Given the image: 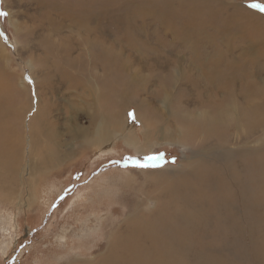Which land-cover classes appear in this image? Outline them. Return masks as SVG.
<instances>
[{"label":"rangeland","instance_id":"rangeland-1","mask_svg":"<svg viewBox=\"0 0 264 264\" xmlns=\"http://www.w3.org/2000/svg\"><path fill=\"white\" fill-rule=\"evenodd\" d=\"M260 5L264 0H0V11L7 13L0 16V82L16 94L22 93V100L30 104L23 122L12 123L19 126V137L14 135L8 143L15 145L22 139L19 147L24 157L14 166L19 170L10 175L0 168V264H93L110 256L113 240L124 231L133 212L144 219L165 216L161 207L164 188L192 155L200 157L198 142L160 144L156 134L157 143L150 141V150L138 155L117 137L103 145L97 144V138L89 145L81 144L79 126L86 131L96 104L107 115L117 114L124 102L134 99L148 103V110L158 111L153 113L157 120L150 122L149 133L172 126L176 114L206 110L189 104V99L202 101L206 96L189 82L202 78L210 60L228 55L222 51L226 47L234 54L244 46L257 49L256 54L242 59L260 60L264 53V9ZM262 72L264 77V64ZM63 74H69L70 80L75 75L78 80L84 78L86 84L65 90ZM164 89L171 95L165 107ZM102 93L115 95L105 98ZM42 107L49 111L46 118L53 124L43 125L58 134L51 141L55 152L67 153L69 147L71 151L64 162L33 178L34 202L27 206L24 185L30 178L27 148L31 145L26 129ZM134 107L123 110L122 117L126 127L142 137L145 130L135 120ZM229 117H235V112H229ZM234 132L244 140L229 144L240 146L229 159L205 156L196 162L201 176L214 177L205 189L218 195V201L221 197L222 209L216 217L204 215V219L193 221V226H183L180 230L189 246L183 249L178 245L181 251L174 252L168 262L264 264V224L256 223L242 210L237 186L251 194L254 186L258 193L259 181L264 184V126L247 133L236 125ZM228 162H234L233 170L226 167ZM176 183L173 186H180L179 180ZM228 189L231 199L225 200L222 196ZM137 202L141 204L135 208ZM261 205L259 221L264 219ZM177 209L181 212L179 206ZM148 249L145 245L146 252Z\"/></svg>","mask_w":264,"mask_h":264},{"label":"bare ground","instance_id":"bare-ground-1","mask_svg":"<svg viewBox=\"0 0 264 264\" xmlns=\"http://www.w3.org/2000/svg\"><path fill=\"white\" fill-rule=\"evenodd\" d=\"M48 9H49L48 11H50V8ZM54 9L56 10L55 7ZM63 10L70 12L68 9H63ZM63 10L60 9V11H63ZM49 15L51 14L49 13ZM248 47L249 46L241 47V50L237 54H234L231 48L226 47V50L223 49L222 51L225 54L226 52H229L227 53L228 55H223L221 52L222 57H220L218 60L213 58L212 60L209 61L210 66L209 68L207 67V70H205L204 75L201 76L202 78L199 79L198 81L189 82V85L192 88L197 89L198 87H200L203 93L206 94V96L204 97L202 101H198L195 99H189V104H193L196 107L197 105H200L202 107H205L206 110L203 109L197 112L198 109L197 110L192 109L193 110L192 114H189V113L188 114H183V113L176 114L175 115L176 117L173 119L175 120V123L169 127H167L168 125L165 126L167 127V129L164 128L162 130L159 127L155 126L158 129L157 133L148 132L150 130L149 129L150 122L154 123L155 122L154 119L157 120L156 119L157 117L153 113L158 114V111L155 112L152 109L148 110L149 104L143 103L142 102L143 99L141 100V102L143 103V106L141 105L142 103L137 101V99L131 100V103H128V104H126L127 102L126 101L123 103V105L120 106L117 114L110 113L109 115L103 112L105 111V109L102 108L100 104H96L97 106H96V109L93 111V117L91 119H87V121L89 122V125L86 126V131H83V127L79 126L80 135L78 136V138L81 139V144L89 145L91 142L96 140L95 138H97L96 140L97 144L103 145L104 143L108 142L110 139L117 137L123 141V143L125 144V146H127V148L132 149L133 151L138 153V155H141L143 154L144 151L150 150V146L152 143L150 141H154L155 140L154 137L157 139L156 134H158V136H160L158 138L159 142H161L160 144L165 143V144L170 145V144H175V143L180 144L183 142H190V143L194 142L196 144V142H198L199 144L198 146L200 150V157L198 158L196 157L198 153H195L194 155H192L191 159L183 163L182 166L183 165L184 166L183 167L181 166V169L175 172V175H176L175 179L168 181L166 187L164 188V195L162 196L163 206L161 205L160 206L162 207V210H163L162 212H164L165 210V216L155 217L152 215V217L149 216V218L144 219V218L139 217V214L136 211L133 212V214L129 216V218H131L129 219L130 222L126 223V225L124 226L125 227L124 231L121 234L117 235V237L113 240L112 247H111L112 253L110 254V256L104 257L102 258V260L97 261L96 263H93V264H177V262L175 261L168 262V259H173L174 252L177 253L181 251L178 245L181 244L183 249L188 248L189 246L187 244V239L185 237L186 235H184L183 237L180 229L183 228V226H187L188 223L192 224L194 223L193 221L196 222L202 219L204 215L216 217L218 213L217 210L222 209L221 204H219V202H221V197H220V201H218V195H214L211 192V190L205 189V187H208V184L211 183V182L209 183V178L212 179L214 177L201 176L202 170L200 171L196 170V164H197L196 162L205 156L207 157L208 156H218L217 159H219L220 157L222 160H225L227 158L229 159L230 156L232 155L231 153L235 152L240 147V146H237L236 148H232L229 146V144L232 142H235V143L237 142L238 144L241 142V140H244L241 135H238L234 132L236 125H239V127L243 128V130H245L247 133H251L253 130L259 129L260 127L264 126V77L262 76V73H263L262 70H263V64H264V53L262 54V56L259 57L260 58L259 61L255 59L256 61L254 60L253 62H250L246 59H242L243 56L250 58L249 56L251 54H256L255 51L257 49L255 51H252ZM219 54H220V51H219ZM223 57L224 59L222 60ZM226 58L227 59L229 58V60H227ZM196 61H197V58H196ZM61 77L64 80L65 90H71V88L72 89L82 88L80 86L81 85L84 86L86 84V81L84 78H79L80 80H78L76 75L73 76L72 80H70L71 77L69 74H63L61 75ZM253 79L255 80L253 81ZM58 84L61 85L60 80H58ZM56 88L59 90L61 89V87H56ZM11 89L12 87L9 86L8 84L5 86H2V82H0V168H4L5 170H8L9 173L11 172L10 175H12V173H15L17 171L18 168L14 166L21 162L20 161L21 156H23V153L22 155L20 154L21 151L19 147L22 139L14 143L15 145H8V143L12 140V137L14 135L16 136V134H18L19 132V128H18L19 126H13L12 123L13 122L15 123V120H18L17 122H21L22 120L23 122V118H25L24 115L29 109L28 105H30L29 103H27L26 100H22L23 98L22 96H20L22 93L16 94L15 90L11 91ZM102 91H104V87ZM164 92H165V98H164L165 102L163 103V105L165 107V105L169 104V99L171 95L167 93L168 91L166 90ZM113 95H115V93H111L110 95L103 94V93L101 94V96L105 98L111 97V96L114 97ZM17 97H20L21 99H17ZM35 101H36L35 106H38L36 98H35ZM133 101L135 104H133ZM132 105L135 106L134 107L135 120L139 121V123H141L142 128L145 130L142 133V137H139L138 135L132 133L129 129V126L126 127L125 121L123 120V117H122V111L123 110L126 111L128 109L127 110L128 112L130 109H132ZM123 106H126V109ZM38 110H36V112ZM46 112L47 111L43 109L42 111H38L37 113H34V115L32 116V120L34 118L35 122L33 121L29 123L26 129L28 131L27 133H29V138H30L29 144L31 145L30 149L27 148L28 150L27 151L28 153V162H27L28 172L27 174L29 175L30 178L27 179L28 181L25 182L26 185H24V194H27L28 196V199L25 201L27 206H30L34 202V196H32L33 178H35V176L40 173H42L43 175V172H47L51 170L54 166H57V164L64 162L65 159L68 158L67 153L69 154L70 153L69 151H71V148L69 147V149H67V153L64 151L61 153L55 152L54 143L51 141H53L55 136L58 134L57 132H55L54 128H52L51 126L43 125V124L53 125L50 122V119L48 120V118H46V116H48ZM229 112H235V117L233 118L229 117ZM47 113H49V111ZM119 115H120V120L117 119ZM229 120H231V122L233 123V126L230 124ZM191 121L193 122V124L191 123ZM145 126L148 128L145 129ZM109 129H112V130H109ZM23 132H20V133L22 134ZM231 134L232 136H230ZM86 136L89 139H86ZM18 137H19V134H18ZM233 137L235 139H232ZM141 141H143L144 144H141L140 143ZM154 142L157 143V141H154ZM17 143L19 144L17 145ZM21 147H24V146H21ZM4 162H6L5 165H4ZM233 165H234V162L226 163V167L229 168V170H233ZM262 171H259V172H262ZM162 173L164 172H161L160 174ZM255 177H258V175ZM37 179H38V176H37ZM39 179H40V176H39ZM216 179L220 180L219 177H217ZM178 180L180 181L179 183L180 186L178 185L176 187L173 186L174 184H177L176 182ZM253 183L255 182L253 181ZM234 185L235 183H233L232 187ZM6 186L4 188H6ZM237 186H238V191H239L238 193H241L240 203L241 205L243 204L242 210H245V212L250 217H252V220L256 221V223L263 225L264 219L261 218L259 221L257 210L259 209L261 203H262L261 205L262 209H264V201L261 200V197L264 195V184H260V181H259V184L256 185V187L258 188V193H255L257 192V189L254 186L253 192L251 191V194H245L244 191L242 192V189H243V188L241 189L242 185L240 186L239 184H237ZM177 187H182V188H177ZM248 190L249 189L247 188V191ZM223 194H225V196H222L225 200L231 199V198L230 199L228 198L229 195H232V192L229 191V189L227 193H223ZM253 194L254 196L251 198ZM247 195H249L250 197H248ZM158 200L159 198L157 197L156 201ZM140 204H141L140 202H137L135 204V208L136 206ZM228 205L229 204H227V206ZM171 206L173 208H170L168 211V208ZM178 206L181 212H179V210L177 209ZM157 208L160 209L159 206ZM157 208L155 210H157ZM173 211H175L174 214H173ZM226 218L230 221L235 220V218L232 216H228V217L226 216ZM238 224L240 225V223ZM190 226H193V224ZM194 227H196V225ZM224 232L225 231L221 229V233H224ZM145 240H146V243H145ZM145 245L147 246L149 245L150 247V249H148V252L145 251ZM117 259L120 261H118ZM180 264H187V262L184 261V259H182ZM197 264H200V262ZM204 264H212V263L205 262Z\"/></svg>","mask_w":264,"mask_h":264},{"label":"snow or ice","instance_id":"snow-or-ice-1","mask_svg":"<svg viewBox=\"0 0 264 264\" xmlns=\"http://www.w3.org/2000/svg\"><path fill=\"white\" fill-rule=\"evenodd\" d=\"M254 7H256L257 5H253ZM259 7H261L262 9H264V5H260ZM0 16H7V13L4 11H0Z\"/></svg>","mask_w":264,"mask_h":264}]
</instances>
